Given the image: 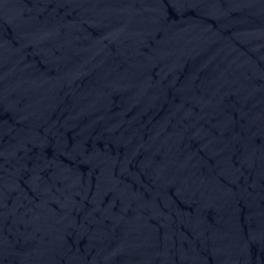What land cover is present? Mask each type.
Listing matches in <instances>:
<instances>
[{"label":"water","instance_id":"water-1","mask_svg":"<svg viewBox=\"0 0 264 264\" xmlns=\"http://www.w3.org/2000/svg\"><path fill=\"white\" fill-rule=\"evenodd\" d=\"M0 264H264V0H0Z\"/></svg>","mask_w":264,"mask_h":264}]
</instances>
